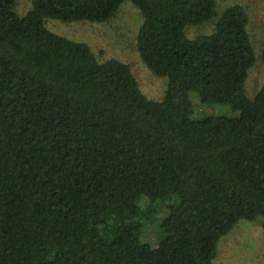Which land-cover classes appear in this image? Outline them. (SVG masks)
I'll use <instances>...</instances> for the list:
<instances>
[{"label":"trees","instance_id":"trees-1","mask_svg":"<svg viewBox=\"0 0 264 264\" xmlns=\"http://www.w3.org/2000/svg\"><path fill=\"white\" fill-rule=\"evenodd\" d=\"M124 1L33 0L21 16L0 0V264H213L239 220L264 227V84L246 87L264 43L245 7L130 0L140 56L168 80L159 101L128 63L45 25L105 22ZM194 95L229 111L197 116Z\"/></svg>","mask_w":264,"mask_h":264},{"label":"rangeland","instance_id":"rangeland-1","mask_svg":"<svg viewBox=\"0 0 264 264\" xmlns=\"http://www.w3.org/2000/svg\"><path fill=\"white\" fill-rule=\"evenodd\" d=\"M241 4L249 15V33L258 55L264 43V0H217V11ZM33 8V0H16L15 11L26 15ZM217 18L202 24L188 27L189 36L207 34L213 31ZM143 21L140 9L130 0H125L117 12L105 22L71 21L46 18L48 29L69 39L87 43L101 62L110 58L128 63L138 79L142 92L154 100H163L168 80L154 74L144 63L137 48V36ZM264 84V64L258 57L249 72L247 91L254 95ZM195 115L225 113L228 107L208 108L198 95L193 96ZM163 215V213L161 212ZM157 217V216H156ZM159 222L147 225L144 240L152 246L158 242ZM213 264H264V227L262 217L257 220L241 219L233 229L223 236L217 247Z\"/></svg>","mask_w":264,"mask_h":264}]
</instances>
